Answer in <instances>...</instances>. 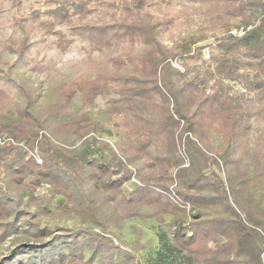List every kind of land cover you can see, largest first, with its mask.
<instances>
[{
	"label": "trees",
	"instance_id": "trees-1",
	"mask_svg": "<svg viewBox=\"0 0 264 264\" xmlns=\"http://www.w3.org/2000/svg\"><path fill=\"white\" fill-rule=\"evenodd\" d=\"M7 1L0 264H263L264 0H179L222 15L166 38L173 0ZM77 38L94 74L33 54Z\"/></svg>",
	"mask_w": 264,
	"mask_h": 264
},
{
	"label": "rangeland",
	"instance_id": "rangeland-1",
	"mask_svg": "<svg viewBox=\"0 0 264 264\" xmlns=\"http://www.w3.org/2000/svg\"><path fill=\"white\" fill-rule=\"evenodd\" d=\"M29 4L38 6L33 0H24L22 9H27ZM164 12L175 17L174 25L169 28V32L166 33L165 38L169 34L182 35L189 31H195L201 26H207L215 23L222 12L213 5L199 4V3H186L179 0H173L171 3H164L161 5ZM14 14V10L7 0H0V39L8 36L14 29L11 25V18ZM219 15V17H217ZM166 43L168 39H165ZM49 44V43H48ZM33 54L37 57L45 55L50 58L56 69L62 76H78V75H91L96 72L97 59L92 60L90 56H97V52L94 51L87 40L77 38L74 43L64 52H60L56 48L48 46L47 43H40L34 46ZM206 58V54H205ZM100 59V58H98ZM102 105V100L98 98L96 100V107ZM0 144H17L12 138H7L5 135H0ZM36 154V153H35ZM36 161L40 162V158L36 155ZM184 165V164H183ZM138 228L141 230L143 236L142 241L147 238H153L157 231V226L154 219H136L128 221L120 231L122 238L126 240H132L134 237V229ZM9 246V242H6L2 251H5ZM156 246V242H154ZM150 249L148 253H152ZM145 254V255H147ZM262 257V256H261ZM264 264V257H262Z\"/></svg>",
	"mask_w": 264,
	"mask_h": 264
},
{
	"label": "built area",
	"instance_id": "built-area-1",
	"mask_svg": "<svg viewBox=\"0 0 264 264\" xmlns=\"http://www.w3.org/2000/svg\"><path fill=\"white\" fill-rule=\"evenodd\" d=\"M230 32L233 33V34L241 35L244 32V30L242 28H239V29L233 28ZM205 54H206V57H207L208 56L207 49L203 50V56L204 57H205ZM262 257H264V251L262 253Z\"/></svg>",
	"mask_w": 264,
	"mask_h": 264
}]
</instances>
